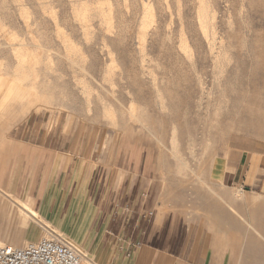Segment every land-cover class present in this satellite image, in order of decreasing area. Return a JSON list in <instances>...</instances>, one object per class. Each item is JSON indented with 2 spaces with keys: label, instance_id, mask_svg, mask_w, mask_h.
I'll use <instances>...</instances> for the list:
<instances>
[{
  "label": "rangeland",
  "instance_id": "obj_1",
  "mask_svg": "<svg viewBox=\"0 0 264 264\" xmlns=\"http://www.w3.org/2000/svg\"><path fill=\"white\" fill-rule=\"evenodd\" d=\"M10 85L0 135L62 130L96 155L135 153L160 211L175 202L188 223L226 238L234 264L245 242L264 264V239L244 221L264 237V170L258 186L220 180L231 146L264 158V0H0V90ZM20 207L38 230L28 240L41 223L60 231L0 189V244L27 241Z\"/></svg>",
  "mask_w": 264,
  "mask_h": 264
},
{
  "label": "crops",
  "instance_id": "obj_2",
  "mask_svg": "<svg viewBox=\"0 0 264 264\" xmlns=\"http://www.w3.org/2000/svg\"><path fill=\"white\" fill-rule=\"evenodd\" d=\"M9 104L0 106L1 114ZM10 139L0 135V150L11 141L17 146L0 164V189L26 202L95 264H234L230 244L214 229L188 223L173 201L166 202V211L156 207L157 184L135 153L96 155L86 138L62 130L31 137L22 132ZM263 161L262 153L231 146L222 185L258 186L254 174L262 173ZM19 211L24 238L31 239L37 226L21 214L25 207ZM243 247L238 264L242 257L252 264V243Z\"/></svg>",
  "mask_w": 264,
  "mask_h": 264
},
{
  "label": "built area",
  "instance_id": "obj_3",
  "mask_svg": "<svg viewBox=\"0 0 264 264\" xmlns=\"http://www.w3.org/2000/svg\"><path fill=\"white\" fill-rule=\"evenodd\" d=\"M39 226L41 233L34 240L21 246L0 244V264H95L84 260L82 249L62 232L43 223Z\"/></svg>",
  "mask_w": 264,
  "mask_h": 264
},
{
  "label": "bare ground",
  "instance_id": "obj_4",
  "mask_svg": "<svg viewBox=\"0 0 264 264\" xmlns=\"http://www.w3.org/2000/svg\"><path fill=\"white\" fill-rule=\"evenodd\" d=\"M142 1V0H141ZM146 3V2H145ZM22 5V4H21ZM142 5V4H141ZM146 5H147V7H146V12H149V14H150V16H151V18H152V12H151V10H150V7L148 6V3H146ZM144 7V6H143ZM145 8V7H144ZM142 10V9H141ZM147 14V13H146ZM200 18H201V16H200ZM202 20V19H201ZM200 20V21H201ZM38 21V20H37ZM200 23V22H199ZM29 30V29H28ZM20 40V39H19ZM22 41V40H21ZM8 46V45H7ZM14 46V45H13ZM12 46V47H13ZM16 46V54H18V52L20 53V54H18L19 55V57L20 58H22V56H24L25 55V51H28L29 50V48H28V45L26 44V43H19L18 42V44L17 45H15ZM19 47V48H18ZM11 48V47H10ZM14 48V47H13ZM13 48H11V52H12V49ZM15 49V48H14ZM13 49V50H14ZM81 50V49H80ZM23 51V52H22ZM22 53L24 54V55H22ZM18 55H17V57H18ZM16 58V57H15ZM15 79H18V82L19 81H21L19 78H15ZM21 84V83H20ZM12 89H13V87H12V85H10V86H6V87H4L3 88V90L1 89L0 90V106L1 105H3L4 104V101H5V99H6V101L7 100H10V99H12V98H10V96H11V92L10 91H12ZM34 95H36V97L34 98L35 100H37V101H39V103L38 104H41V102L42 101H46L45 99H44V97H43V95H41L40 94V92L38 93H34ZM49 95V94H48ZM50 97H52V96H50ZM27 103V102H26ZM133 116V115H132ZM264 121V120H263ZM257 125V124H256ZM261 207V206H260ZM257 208H259V207H257ZM260 209V208H259ZM258 210V209H257ZM260 215V214H259ZM258 215V216H259ZM258 216L256 215V217H257V219H259L258 218ZM249 218V217H248ZM263 218V217H262ZM256 219V220H257ZM244 221H245V223L249 226V228L250 229H252V230H254V232H256L257 233V235L259 236V237H261L262 239H264V237L262 236V234L252 225V223L250 222V221H248V220H245L244 219ZM263 223V222H262ZM256 225H257V223H256ZM263 226V225H262ZM261 226V227H262ZM257 227V226H256ZM258 228V227H257ZM248 229V228H247ZM261 229V228H260ZM249 233V232H248ZM253 233V232H252ZM253 236V235H252ZM257 236V237H258ZM255 237H256V235H255ZM252 238V237H251ZM253 242V241H252ZM257 240H256V246L258 247L259 245H261V244H259V245H257ZM264 245V244H263ZM82 258L84 259V260H87V259H89L87 256H86V254H83L82 255Z\"/></svg>",
  "mask_w": 264,
  "mask_h": 264
}]
</instances>
